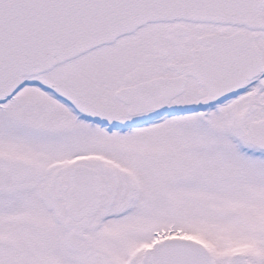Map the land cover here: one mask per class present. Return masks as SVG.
Instances as JSON below:
<instances>
[{"label":"snow or ice","instance_id":"6c2138e0","mask_svg":"<svg viewBox=\"0 0 264 264\" xmlns=\"http://www.w3.org/2000/svg\"><path fill=\"white\" fill-rule=\"evenodd\" d=\"M0 264H264V0H0Z\"/></svg>","mask_w":264,"mask_h":264}]
</instances>
